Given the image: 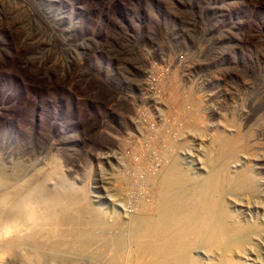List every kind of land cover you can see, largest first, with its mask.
<instances>
[{
	"label": "rangeland",
	"instance_id": "1",
	"mask_svg": "<svg viewBox=\"0 0 264 264\" xmlns=\"http://www.w3.org/2000/svg\"><path fill=\"white\" fill-rule=\"evenodd\" d=\"M173 161L186 190L216 183L230 227L221 246H192L196 264H264V0H0V172L28 182L7 199L44 178L46 194L73 186L128 225L154 188L139 192L140 174L155 182ZM32 202L36 222L70 210L63 196ZM13 228L0 264H15Z\"/></svg>",
	"mask_w": 264,
	"mask_h": 264
},
{
	"label": "bare ground",
	"instance_id": "2",
	"mask_svg": "<svg viewBox=\"0 0 264 264\" xmlns=\"http://www.w3.org/2000/svg\"><path fill=\"white\" fill-rule=\"evenodd\" d=\"M179 106L177 107L179 108ZM183 110L185 112V109ZM166 128L168 129V127ZM164 130L161 131L164 132ZM169 142H167L166 139V143L169 144ZM228 143L227 141V144ZM168 144L165 145L167 146ZM171 144L172 143H170V145ZM227 144L221 142L219 144L220 150L224 152L228 151L229 148ZM153 149L155 150L156 148L153 147L152 150ZM146 150L147 149H145V151ZM162 150H164V147H162ZM166 150L168 152L170 151V149L168 150L167 148ZM172 151L170 154H172ZM161 152L163 153V151ZM164 154L167 153L165 152ZM170 156H173V154L168 157ZM168 161H170L169 158ZM143 163H145V161ZM156 163L159 162H155L154 164ZM163 163L159 164L162 165ZM167 164L165 166H167ZM138 167H140V165ZM165 168L166 169L162 170V172L160 171L161 173L156 177L157 179L155 182L152 180L154 176H152L149 170V172H142L143 168L141 169L140 173L142 172V174L140 175L145 173L143 177L146 180L144 181V179L140 178L142 182L140 181L138 185H141L142 189L136 190L139 192L142 190L144 192L145 183L153 181V183H151L154 185V188L146 186V189L149 188L148 192L150 195L148 194V196L145 194L144 196L147 195L149 199L146 198V196L145 198L147 200L141 198L144 201L141 200L132 204L135 211L138 209L137 211H139V213L131 214V216L128 213L130 216L129 222L126 221L129 223L128 225L123 224L125 223L124 220L119 219L117 216V218H113V221H111L113 225L110 222L112 226L103 219L104 216L102 217L98 211L92 209V206H89L90 203L88 204L86 201L77 197L73 186H70L69 190L66 189V192L64 191L61 194H58L54 189L52 193L50 191L49 194H46L44 190V178L42 177L43 179L41 180H37L36 178L37 184L35 186L28 187L23 194L17 196L18 191H21L20 189H25L28 186V182L23 181L22 175L17 176L19 172H16V170L15 173L13 172L14 174L11 173V176L7 174L4 176L3 172H0V174H2L0 176V230L2 228L5 229L7 225L14 226L13 232L10 233L11 235L7 236L10 238L6 241V246L12 250L13 254L16 256L14 260L15 264H196L191 257V253L189 254V250L192 249V246L197 244V242L204 241L206 242L205 244L210 246H221L228 240V231H230V227L223 222L224 220L222 221V215L219 214V212L214 213L215 196H217L216 194L220 188H216V183L212 184L209 180L211 184L206 182L207 184L202 187L201 193L198 192L197 189L194 190L193 187L194 191L191 192L186 190L187 183H184L186 180L189 182V179L186 177L188 176L186 174L187 172L185 173V170H182L179 163L173 161L170 163V166ZM216 175L217 176L214 177L218 178V173H216ZM242 177L240 180L243 179ZM131 179L132 178H130V182ZM134 180L136 181V179ZM244 180L246 183L245 185H249L248 181H246L248 180L247 176H244ZM214 182H216V180ZM126 189L132 190V186ZM136 190L133 189L131 193L133 194V191ZM138 191H136V193H139ZM188 191L190 192V196L188 195ZM11 192L17 193L15 196H13V194L7 199L6 195ZM185 192L188 193L185 194ZM207 192H210V194L208 195ZM136 195L137 197L139 196L138 194ZM186 195H188L189 198ZM61 196L69 198L70 202L67 208L70 210H65L66 212L61 213L58 212L59 214L49 213L46 217H42L38 211L37 214H39L38 218H40V221L36 222L33 219L29 220L30 213L34 207L32 201L35 197L40 199L47 198L48 201H51V198L58 200ZM80 197H82V195H80ZM127 197L125 198L127 199ZM186 198H188V200ZM185 200H187V203L184 202ZM130 201L132 202L133 200L130 199ZM131 202L129 205H131ZM60 214H65V216H60ZM225 217L226 216H224L223 219ZM20 222L23 223V225L27 224L26 226L29 228L31 227L29 230L30 234H27V227L19 230L20 227L23 226H19ZM117 224L118 226L116 227L118 228L115 227ZM122 228L125 234H120L119 230ZM229 246L224 248L229 249ZM233 246L236 245L233 244L231 248H234ZM230 251L231 249L226 252L224 251V253H227L225 255H229ZM53 255H58V257ZM83 260H87V262H83Z\"/></svg>",
	"mask_w": 264,
	"mask_h": 264
}]
</instances>
